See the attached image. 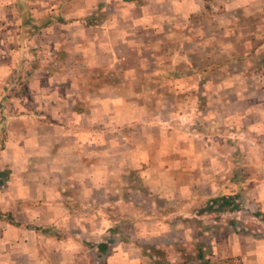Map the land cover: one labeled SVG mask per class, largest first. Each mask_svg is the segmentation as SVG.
Masks as SVG:
<instances>
[{
	"label": "crops",
	"instance_id": "obj_1",
	"mask_svg": "<svg viewBox=\"0 0 264 264\" xmlns=\"http://www.w3.org/2000/svg\"><path fill=\"white\" fill-rule=\"evenodd\" d=\"M253 24L264 0H0V264H264L238 209L204 211L247 169L264 218V162L238 157L258 154L264 68L222 66Z\"/></svg>",
	"mask_w": 264,
	"mask_h": 264
},
{
	"label": "rangeland",
	"instance_id": "obj_2",
	"mask_svg": "<svg viewBox=\"0 0 264 264\" xmlns=\"http://www.w3.org/2000/svg\"><path fill=\"white\" fill-rule=\"evenodd\" d=\"M259 22V21H258ZM257 23V22H255ZM263 32L264 33V27L261 26H255L253 24V26H244L241 25L240 27L237 28V32L239 33V42H233L231 43V52L233 54V59L231 60V62H229L228 64H226V60H222L223 64L222 66L224 68H227L229 70H232V72H243L244 68L250 70V71H260L261 68H264V43L258 42L257 40L260 39L262 37V35H256L258 32ZM259 36V38H258ZM249 39H251V41H249ZM243 93V92H242ZM261 95V93H260ZM5 111L3 110V106H1L0 104V125H1V132H0V148L3 147L4 145V139H5ZM262 134H259L258 136H261L259 138H254V144L257 145L258 148V154H256L254 157L247 156L245 153V155L243 153H239V158L241 159L242 157V161L246 160H250V161H259V158H262L263 162H264V154L259 155L260 151L263 150L264 151V138H262ZM248 136V135H247ZM246 137V135H245ZM252 138V141H253ZM262 138V139H261ZM249 138H243L242 140L238 139V142L241 145H244L246 143H249ZM252 144V143H251ZM239 145V146H241ZM69 161H67L66 163V167L69 170L66 171L67 174V178L68 180H73V178H75V176L77 175V173L73 170V168H75V165H73V161L72 159H68ZM5 172V171H4ZM260 173L261 172H252L249 171L247 169L242 170L239 169L236 172V176L235 179L236 181H240L241 182V187H239V191L237 193L238 196V200L234 201L237 205H238V214H234L235 217L238 216V220L237 219H231L232 222H234L231 226V230L232 231H237V232H245V230H247L249 232V230H253L255 233L258 232L257 234H261L264 235V218L259 216V213L256 212L255 210V206L252 203V201L254 200L253 195H255V190L251 191L248 195H247V191L245 188V185L243 187V182H246L247 179H259L260 177ZM84 175V174H83ZM74 189L73 188H65L63 190V194L66 196H71L73 197L74 195ZM252 195V197H250ZM256 214V215H255ZM233 217V215H232ZM234 217V218H235ZM223 220H227V218H223ZM259 230V231H257ZM206 238L205 236H200V242H205ZM191 243V247H195L196 245H193L194 242H196L194 239H190L189 241ZM88 247L90 245V243H87ZM196 244V243H195ZM163 254V253H162ZM80 255L84 256L87 260L89 259V255L88 253H82L80 251ZM159 258V261L161 260H168L169 258H171L170 254L165 252L164 254V258L161 257V255L157 256ZM85 259V260H86ZM200 264H229L226 261V258L224 256H221V254H218V256L213 257L211 259H202V262Z\"/></svg>",
	"mask_w": 264,
	"mask_h": 264
},
{
	"label": "trees",
	"instance_id": "obj_3",
	"mask_svg": "<svg viewBox=\"0 0 264 264\" xmlns=\"http://www.w3.org/2000/svg\"><path fill=\"white\" fill-rule=\"evenodd\" d=\"M6 178H7V173L6 172H0V179L4 180ZM236 200H238V198L236 196H227V197L222 196V197L216 198V199L212 200V202H211L212 206H209V205L205 206L204 211L208 213V212L220 211V210H237L238 205L234 202ZM213 206H214V208H213ZM110 242H112V240L109 239V240H107V242L105 241V243L97 244L96 245L97 253H99V254L104 253L106 248H107V244ZM152 253L156 257L158 255L159 256L161 255V257H163L165 254L164 251H160V250H152ZM202 257H203V253H202L201 249H198L197 250V259H202ZM226 261L229 264H240L239 262L234 263V261H235L234 259H226ZM185 263H186V259H185ZM158 264H168V262H166L165 260H161V261H158Z\"/></svg>",
	"mask_w": 264,
	"mask_h": 264
},
{
	"label": "built area",
	"instance_id": "obj_4",
	"mask_svg": "<svg viewBox=\"0 0 264 264\" xmlns=\"http://www.w3.org/2000/svg\"><path fill=\"white\" fill-rule=\"evenodd\" d=\"M0 132H1V125H0Z\"/></svg>",
	"mask_w": 264,
	"mask_h": 264
}]
</instances>
